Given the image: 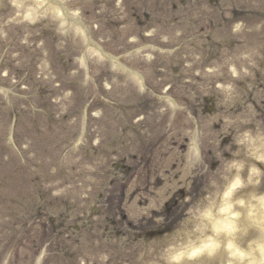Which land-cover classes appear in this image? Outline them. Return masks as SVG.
Masks as SVG:
<instances>
[{"label": "rangeland", "instance_id": "1", "mask_svg": "<svg viewBox=\"0 0 264 264\" xmlns=\"http://www.w3.org/2000/svg\"><path fill=\"white\" fill-rule=\"evenodd\" d=\"M51 1L0 0V264H264V0Z\"/></svg>", "mask_w": 264, "mask_h": 264}, {"label": "bare ground", "instance_id": "2", "mask_svg": "<svg viewBox=\"0 0 264 264\" xmlns=\"http://www.w3.org/2000/svg\"><path fill=\"white\" fill-rule=\"evenodd\" d=\"M228 194H229V193H227V195H228ZM261 203H262V202H261ZM262 206H264V205H262ZM260 219H261V220H260ZM260 219L257 218L256 220H259L260 223H263V222H264V213L261 214ZM246 221H247V220H246ZM231 225H232L231 222H228V221H219V222H215V223H213L211 227H212V229H213L214 231H216L217 229H219V230H222V229H227V230H229V229L231 228ZM261 226L264 227V224L261 225ZM231 252H232V250H231L229 253L231 254ZM263 257H264V253H263Z\"/></svg>", "mask_w": 264, "mask_h": 264}]
</instances>
